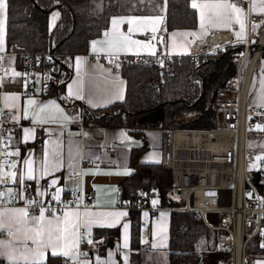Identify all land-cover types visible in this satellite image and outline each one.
Masks as SVG:
<instances>
[{
	"label": "crops",
	"instance_id": "0c3cea01",
	"mask_svg": "<svg viewBox=\"0 0 264 264\" xmlns=\"http://www.w3.org/2000/svg\"><path fill=\"white\" fill-rule=\"evenodd\" d=\"M135 0H118L119 13L113 15L109 19L108 26L110 28V21L113 17L130 16V15H159L163 17V21L158 25V31L155 33L157 40H153L152 44L156 48V53L173 57L182 55H192L195 52H201L206 47H214L215 44L209 42V37L215 33H231L233 35V42L241 43L238 41L235 33L239 31V25L234 24L229 29H214L211 30L202 39L193 37H183L176 35L173 37L171 33H181L184 31H199V13L197 10L191 8V0H182V8L189 10L191 13L185 16H191L192 26H184L180 28H173L166 30V8L167 3L165 0H153L151 4H139L136 3L133 7ZM231 2L237 3L239 7L243 9V17L247 26L246 12L240 2L231 0ZM257 5V8L264 3V0H252L251 17L249 38L252 44H254L259 37L264 33V12L259 10L253 11V3ZM90 9L93 12H99L102 9V0H89ZM187 8V9H186ZM54 11V10H53ZM52 11V12H53ZM50 15V14H49ZM257 24L258 27L253 30V24ZM128 25H123L122 30L127 31ZM105 30V29H104ZM103 30V31H104ZM102 31V33H103ZM253 31V34H252ZM102 33L99 37L89 40L87 45V52L85 54L74 55L69 66V76L64 78L63 73L61 78L64 79L63 84L57 90L47 96L42 97L39 95L23 96L21 94V80L18 77H13L10 71L9 75L3 78V83L0 85V106L4 111L10 115V123L8 126V142L10 147L9 151H14L16 148L20 150V157L16 158L22 161L27 158L31 153L34 160L37 161V166H40L42 154L45 148H51L50 144H46L48 141L59 140L62 144V167L53 175L48 176L39 181L42 185L44 182H49L53 178H59V184L56 187L63 189L61 193V199H64L72 191H88L93 190L96 195V201L94 205L87 206L88 210L94 212H126L127 215L121 217L120 223L113 227H100L95 224L91 228V238L93 239V245L84 243L83 246H79L81 251L88 253V259L91 264H97V261H107L108 253L112 252L114 264H123V254L128 256V264H169L168 261V213L161 212H147L148 216H144V211L140 210H125L118 208V203L128 202L120 195L121 184L131 174L129 167L130 152L132 148L138 147L141 141L132 137L128 132L121 128H101L93 126H83L82 124H76L81 120L83 107L92 109H101L107 107L113 103L121 102L124 99L126 83L121 75V71H113L114 76H118L123 81L120 86V98L111 97L104 91L103 83L108 69H111L107 63L100 62V57H105L101 54L98 58L92 53L91 42L96 39L102 38ZM262 33V34H261ZM261 34V35H260ZM152 33L148 32L146 35L140 33L132 34V39L147 41L151 38ZM163 36L164 41L158 42L159 37ZM195 39V43H187ZM4 45L6 48L5 35ZM147 50L139 51V54H134L132 51L127 53H120L119 56H149ZM258 56V55H257ZM85 58L83 67V78L85 81V92L87 94L89 87L93 88L94 95L91 97L92 103L88 102V99H74L68 96L67 85L72 83L77 78L76 70V58ZM248 62V61H247ZM94 66L92 70H89L88 65ZM7 65L16 70V64L11 58L7 59ZM264 56L256 57L247 78V96L254 106H258L264 102L260 101V84L264 79ZM93 81V84H89V80ZM99 85V87H96ZM6 94H16L19 96V100L15 102V107L5 108L4 96ZM31 98L35 101V104L28 105L27 101ZM51 101H56L59 105V109L63 110V117L60 118L61 113L54 107H47L43 112L40 108L44 105H50ZM27 110V118H24V111ZM34 114L36 119H33ZM55 116L56 120L49 121L48 117ZM17 118H19L17 120ZM159 128V127H157ZM32 129L34 135L28 139L27 142L23 140V130ZM124 132L127 134V139L121 137L119 134ZM144 141L147 146V151L141 154L139 161L142 163H157L161 161V150L163 136L160 139L157 137L156 129L153 127H147L143 129ZM163 135V133L161 134ZM78 146V155H77ZM160 152V160L149 158V152ZM99 157V159H96ZM71 164V166H69ZM75 171H78L80 175H76ZM87 173V174H86ZM75 174L73 178H69L70 175ZM31 185L30 190L32 196L35 195V189L37 184L35 181H28ZM15 187L14 185H9ZM55 192V188L47 189L45 193L46 198H51V194ZM137 198V196H136ZM176 200V197H174ZM153 200H157L156 197ZM136 202V201H135ZM133 202V203H135ZM153 206L152 201L150 203ZM11 207V205H8ZM84 206L81 211L84 210ZM20 207V206H17ZM158 207V203L153 206ZM159 213H165L166 216H161ZM127 223L128 228V248L117 247L123 245L124 232L122 225ZM148 226H147V225ZM264 229L260 233L251 239L247 243V254L254 258L253 264L257 261H264V249L262 245V237ZM0 239L7 240L8 237L0 235ZM147 241V242H145ZM156 247L153 248L152 245ZM217 251V250H216ZM201 257L200 264H206L205 254L208 252H198ZM213 253H211L212 255ZM219 254V252H217ZM3 264L5 260L0 257ZM61 258H52L49 254L47 264H59ZM50 260V261H49ZM216 264V263H215Z\"/></svg>",
	"mask_w": 264,
	"mask_h": 264
},
{
	"label": "trees",
	"instance_id": "16d2710c",
	"mask_svg": "<svg viewBox=\"0 0 264 264\" xmlns=\"http://www.w3.org/2000/svg\"><path fill=\"white\" fill-rule=\"evenodd\" d=\"M182 6V0H167L166 30L192 26L190 22H181L192 21L191 16H185L191 12L185 8L181 11ZM53 10L58 11L59 17L49 29L48 18ZM117 13L118 0H102L99 12L90 9L89 0H9L6 47L15 45L16 50L24 52L53 50L58 54L57 71L67 79L71 58L85 54L89 40L99 37L110 17ZM235 43L206 47L195 57L173 56L163 74L151 64L122 67L120 71L126 83L124 99L101 109L83 107V126L121 128L141 141L138 147L131 149L129 167L132 171L121 184L120 195L128 203L137 200L139 189H152L159 207L182 206V202L171 195L169 171L160 163L139 161L147 149L142 132L154 126L162 131L185 130L191 126L210 128L213 124L210 102L216 89L235 75L237 61L244 55L242 43ZM260 56H264V50L257 58ZM159 107L163 111L159 124H138L139 117ZM256 165H251V171ZM167 213L169 264H200L199 251L217 250L216 233L207 229L195 213L177 210ZM199 246L201 249L197 250Z\"/></svg>",
	"mask_w": 264,
	"mask_h": 264
},
{
	"label": "built area",
	"instance_id": "2783aa9c",
	"mask_svg": "<svg viewBox=\"0 0 264 264\" xmlns=\"http://www.w3.org/2000/svg\"><path fill=\"white\" fill-rule=\"evenodd\" d=\"M236 1L241 3L247 16L246 36L241 43L244 52L249 55L252 45L249 38L252 0ZM219 35H224V38L213 42ZM233 41L231 33H215L209 37L211 44L226 45ZM255 43L259 47L264 45L263 37ZM258 49H251L252 56L248 62L242 58L238 60L235 75L228 77L216 89L210 102L213 115L210 128L163 131L160 165L169 171L171 195L181 201L182 206H151V201L156 198L152 189H139L135 203L122 202L117 205L121 209L144 212L177 210L195 213L207 229L216 233L217 251L223 253L216 264H253L254 258L246 251L247 243L264 229V158L257 160L248 145L251 131H255L254 136H260L256 126L261 125L258 119H264V107L254 106L247 96V71L254 52L259 54ZM198 54L199 52H195L191 56ZM0 57L3 58L0 61L3 65L0 67V77L4 78L10 73L4 71V68H10L7 65L8 58L14 61L18 72L26 74L20 78L23 96L36 94L47 97L64 81L57 71L58 54L53 50L24 52L11 45L0 52ZM99 61L107 63L113 71H120L122 67L136 63L151 64L163 74L168 70L167 63L171 61V57L161 53L149 56H119L116 61L120 65L118 69L108 62V58L100 57ZM81 120L76 124H82ZM9 123L10 115L0 106V134H3L4 140L8 138ZM2 150L3 146L0 145V151ZM6 159L10 161L12 158ZM255 163L257 168L251 171L250 167ZM75 176L72 174L69 178ZM47 184L46 181L42 186ZM26 195L32 196L30 188ZM77 196L80 198L81 208L95 204L96 195L93 190L72 191L61 200L71 202ZM45 199L56 204L51 198ZM23 203L19 201L16 206H23ZM56 207L61 209L63 205ZM0 264H3L1 258ZM59 264H65L63 258L59 260Z\"/></svg>",
	"mask_w": 264,
	"mask_h": 264
},
{
	"label": "snow or ice",
	"instance_id": "6c2138e0",
	"mask_svg": "<svg viewBox=\"0 0 264 264\" xmlns=\"http://www.w3.org/2000/svg\"><path fill=\"white\" fill-rule=\"evenodd\" d=\"M153 0H135L136 3L151 4ZM167 3V0H165ZM191 8L199 13V31H184L181 33H171L173 37L180 35L183 37H193L202 39L211 30L214 29H229L234 24L239 25V31L235 33L238 41H243L245 38V23L243 17V9L237 3L231 0H191ZM9 0H0V52L5 50L4 35L5 26L8 18ZM264 12V3H261L259 8L255 2L253 3V11ZM59 13L54 12L52 19L55 20ZM163 21V17L159 15H130L113 17L110 21V28H106L102 33V38L91 42L92 53L95 57L104 54L108 57V62L113 64L115 68H119L116 62L120 53L132 51L134 54H139V51L147 50L149 54L155 55L156 48L152 44L153 40H157L158 25ZM123 25H128L127 31L122 30ZM258 27L253 24V30ZM151 32V38L147 41L132 39V34L140 33L146 35ZM163 36L159 37L158 42H163ZM187 43H195V39L187 41ZM0 57V61H2ZM85 58H76L77 78L72 83L67 85L68 96L74 99H88L92 103L91 97L95 94L92 87H89L88 92H85V81L83 78V65ZM0 67H3L0 64ZM89 70L94 68L93 65H88ZM5 72L11 71L13 77L22 78L26 74H22L14 69L4 68ZM264 71V69H262ZM105 76L103 88L108 93L109 98H120V86L123 81L118 76L112 74V69H108ZM16 82H22L18 80ZM3 83V78H0V85ZM89 84L93 81L89 80ZM99 87V85H96ZM260 101L264 102V79L260 84ZM19 100L16 94H6L4 96L5 108L15 107V102ZM28 105L35 104L31 98L27 101ZM54 107L61 113L63 119V110L59 109L56 101H51L50 105H44L40 108L43 112L47 107ZM264 106V103L258 105ZM28 112L24 111V118H27ZM19 118H17L18 120ZM33 119H36L34 114ZM57 117H48L49 121L56 120ZM251 130V129H250ZM257 131H264L261 125L256 126ZM34 131L32 129L23 130V140L27 142L32 138ZM121 137L127 139V134L121 132ZM51 148H45L42 154L40 166H37V161L33 159L31 153L22 161L16 159L20 157L19 148L14 151L7 150L10 144L3 139V134H0V145L3 150L0 151V235L8 237L7 240L0 239V257H3L5 264H47L49 254L52 258H63L65 264H91L87 258L88 253L80 251L82 242L88 245H93L94 241L91 238V228L95 224L100 227H113L120 223L121 217L127 215L126 212H94L84 206L81 211V202L79 196L76 200L68 202L61 200L63 189L56 187L59 184V178L51 179L46 186L39 184L41 179L53 175L62 167V144L59 140L48 141ZM251 147V145H250ZM77 146V155H78ZM12 158L10 161L6 158ZM262 157L257 155L256 159ZM99 159V157H96ZM71 166V164L69 165ZM76 175H80L75 171ZM87 174V173H86ZM28 181H35L37 187L34 196L26 195L31 187ZM9 185H14L11 187ZM55 188V192L51 194V200L56 204H51L45 199L47 189ZM23 201V206L17 207L16 204ZM158 203L157 200H152L153 206ZM62 204L63 208L58 209L56 205ZM8 205H11L9 207ZM164 214L161 213V216ZM144 216H148L145 212ZM124 232L123 245L117 247L128 248V228L129 225H122ZM147 242V241H145ZM156 247L155 244L152 245ZM264 247V245H261ZM113 253H108L107 261H97V264H114ZM123 264H128L127 254H123ZM256 264H264V261H257Z\"/></svg>",
	"mask_w": 264,
	"mask_h": 264
},
{
	"label": "rangeland",
	"instance_id": "374dc122",
	"mask_svg": "<svg viewBox=\"0 0 264 264\" xmlns=\"http://www.w3.org/2000/svg\"><path fill=\"white\" fill-rule=\"evenodd\" d=\"M54 12L58 13V11H56V10H54L53 12L50 13L49 18H48L49 29H52L54 27V25H55V23H56V21H57V19L59 17L58 16L55 20H53L52 19V14ZM252 34H253V31H252ZM233 43H235V42H233ZM235 44H237V43H235ZM250 44H252V43H250ZM224 46H226V45H222V44H215L214 45V47H224ZM251 56H252V54L248 55L247 53L244 52V56L242 57V59H245V62H247ZM261 127H264V120L261 121ZM153 128L156 129L158 139H160V136L162 138L161 134L163 133V131L160 128H157V126H154ZM186 130H205V128H201L200 126H191L189 128H186ZM254 132L255 131H251L249 133V135H248V145H249V148L254 152L255 158H256L257 155H259V156L262 157L260 160H262L264 158V131H259L260 132V136H258V137L254 136ZM250 145H251V147H250ZM147 150L148 149H146V151ZM146 155H148L149 158H151V159L160 160V152L159 151L149 152ZM163 214H164L163 216H166L165 213H163ZM159 215H161V213H159ZM263 224H264V221H263ZM200 249H201L200 246L197 247V250H200ZM199 252H201V251H199ZM204 252H208V255L207 254L204 255L205 256V260H206V264H215L217 259H220L221 255L223 254L220 251H216V249L215 250L212 249V250H209V251L205 250ZM217 252H219V254H217ZM211 253H213V254L211 255Z\"/></svg>",
	"mask_w": 264,
	"mask_h": 264
},
{
	"label": "water",
	"instance_id": "95a60500",
	"mask_svg": "<svg viewBox=\"0 0 264 264\" xmlns=\"http://www.w3.org/2000/svg\"><path fill=\"white\" fill-rule=\"evenodd\" d=\"M264 38V33L262 34V36ZM264 40V39H263ZM258 49V52H261L264 50V45H262L261 47H259V45L257 43H254L250 46V49ZM163 119V111L162 108H157L154 111H151L149 113H146L144 115H142L141 117L138 118L137 122L138 124H149V125H157L159 124ZM166 143H167V139H166Z\"/></svg>",
	"mask_w": 264,
	"mask_h": 264
},
{
	"label": "bare ground",
	"instance_id": "6f19581e",
	"mask_svg": "<svg viewBox=\"0 0 264 264\" xmlns=\"http://www.w3.org/2000/svg\"><path fill=\"white\" fill-rule=\"evenodd\" d=\"M224 38V35H219L217 38H214L213 39V42L215 41V40H220V39H223ZM264 39V38H263ZM257 55V52L255 51L254 52V56L252 57V59H251V65L249 66V69H248V71H247V78L249 77V74H250V71H251V67H252V64H253V62H254V60H255V56Z\"/></svg>",
	"mask_w": 264,
	"mask_h": 264
}]
</instances>
